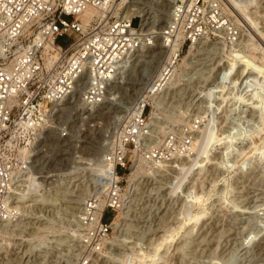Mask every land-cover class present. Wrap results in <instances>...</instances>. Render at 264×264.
Masks as SVG:
<instances>
[{
  "label": "rangeland",
  "instance_id": "1",
  "mask_svg": "<svg viewBox=\"0 0 264 264\" xmlns=\"http://www.w3.org/2000/svg\"><path fill=\"white\" fill-rule=\"evenodd\" d=\"M154 1L151 9L163 13ZM229 8L225 7L240 26L237 38L184 49L177 63L185 57V64L168 84L172 102L150 112L149 120L157 122L150 125L159 138L169 128L198 119L191 151L164 163L144 160L146 172L128 179L140 155L135 158L123 181L128 202L112 220L117 217L99 251L81 249L75 218L83 191L74 181L65 187L45 183L35 192L37 197H21L19 201L31 196L37 201L18 202L33 204L31 212L0 222L3 227L13 220L10 237L16 238L11 241L13 249L9 239L0 240V264H245L248 249L253 264H264V0H252L242 13L235 6ZM147 12L143 18L150 22L153 13ZM146 22L145 28L151 25ZM154 22L161 25L156 17ZM71 39L65 35L58 41L67 44ZM155 47L141 50L149 53ZM169 49H163L165 59ZM116 93L98 106L103 120L120 116L121 106L136 99ZM100 132L94 128L86 137L82 133L80 144L89 141L94 146ZM69 164L68 154L56 153L47 165L59 168L46 171ZM41 196L46 204H40ZM113 213L107 208L104 215L110 218Z\"/></svg>",
  "mask_w": 264,
  "mask_h": 264
},
{
  "label": "built area",
  "instance_id": "2",
  "mask_svg": "<svg viewBox=\"0 0 264 264\" xmlns=\"http://www.w3.org/2000/svg\"><path fill=\"white\" fill-rule=\"evenodd\" d=\"M112 2L0 0V221L15 220L11 207L45 183L65 187L74 181L83 191L75 218L82 250L103 248L113 218L128 202L123 181L137 156L164 163L191 150L198 119L167 129L161 138L152 126L157 122L149 123L152 109L173 100L166 84L181 52L202 40L231 41L240 32L222 0H172L159 29L145 28L142 15H113ZM89 7L107 14L84 22L80 14ZM65 35L72 39L61 44L58 38ZM171 39L180 45L143 95L121 106L124 115L100 118L98 106L133 55ZM94 128L101 132L94 149L86 150L80 135ZM56 153L68 154L71 164L49 172L59 168L47 165ZM39 201L46 204L43 196ZM107 208L114 210L110 218ZM248 253L245 264L255 263Z\"/></svg>",
  "mask_w": 264,
  "mask_h": 264
},
{
  "label": "bare ground",
  "instance_id": "3",
  "mask_svg": "<svg viewBox=\"0 0 264 264\" xmlns=\"http://www.w3.org/2000/svg\"><path fill=\"white\" fill-rule=\"evenodd\" d=\"M136 1L140 2L141 7H139L137 5H133L134 3L131 2L130 0H113V2L111 4V8H110L111 13L114 14V15H119L120 12L122 11V13H130L131 15H135V16L136 15L144 16V15L148 14L147 10H149L150 12L153 13V15L149 16V17H151L150 22L148 21V18L145 17V20H147L146 23L148 25H150V23H151V25L148 26L147 28L155 26L158 29V27H162L163 26V24L165 23V21H166V19L168 17V12H169L172 0H157V1H154V0H136ZM153 1L158 3L156 5V7L160 8V10H163L164 11L163 13H155V12H158L159 10L157 11V10H152L151 9L152 6H150L149 4H152ZM222 1L224 3L225 7H227V8L231 7V5H232V7L235 6L236 7L235 11L238 10L239 11L238 13H240V12L242 13V11H243L242 9L246 8L247 5L252 3V0L245 1L246 3H244L241 0H239V1L238 0H222ZM229 3H231V4H229ZM242 3H244L243 4L244 6L242 5ZM229 10H230V8H229ZM106 14L107 13H105L104 10H102V9L89 7L87 9H85L80 14V16H81V18L83 19L84 22H88L90 19L94 18L96 15L97 16H104ZM121 14H120V16H121ZM239 15H241V14H239ZM154 17L158 18L159 23L161 24V25L159 24L160 26L157 27V25L155 24L156 22H154ZM237 36L235 38H237ZM204 41H208V40L198 41L197 43H193V44L189 45V47L193 46V45H197V44H199V42L202 43ZM155 45H156V47L152 48L149 51V53L142 52V50H141L142 48H147V47H142L141 49H139L133 55L132 63H130L128 68L126 67L124 70H121V72L117 75L116 82H115L117 84H113L112 87L109 88L108 92L105 95L104 102L107 101V100H110L112 97L109 98V95L113 94L114 92H117L116 94H119L120 96L122 95V96H127V97H128L129 94H132V95L136 96V99L139 98L140 96H142L146 85H148V83L152 79H154L155 76H157L159 74V71L161 70L162 65H164V63H165V60H166L165 56H167V55H166L165 52L163 53L164 55H162L163 49L165 50L166 48H168V46H170L169 52L170 53L171 52H175L177 50L178 46L180 45V41L175 40V39H171V41H169L168 43H164L161 40H157V41H155V44L152 45V46H155ZM157 47L160 48V49H158ZM189 47L187 48V50L189 49ZM146 57H148V59H146ZM181 60L182 61H181L180 64H178L176 62V64L172 68V75H171V77L169 78V80L167 81V84H166V88L169 91H170V89L168 88L169 82L172 80V78L174 80V77L177 76V73L180 70V68H182V66L185 64V57L182 58ZM174 71H175V76L173 77ZM143 80H145V82H143ZM174 82H171L170 84L173 85ZM124 84H127V85L124 86ZM136 99L134 100V102L131 105H133L136 102ZM152 99H155V96H153ZM119 110L124 112L121 109H119ZM152 110H154V109H152ZM116 113H118V112H116ZM149 116H150V113H149ZM151 123H153V122H151ZM85 136H86V134H85ZM90 145L91 144H89V141L85 144L86 150L94 149V146L93 145L90 146ZM190 147H191V145H190ZM190 151H188V152H190ZM178 155H180V154H178ZM183 155H185V154H183ZM138 159H139L138 162L134 166L132 165L133 167L131 168V172L129 170L130 174L128 175V179L132 178L133 176H136L139 172H146V168H144V165H147V162H145L146 160L142 156L138 157ZM45 171H46V168H45ZM126 178H127V174H126ZM35 180H37V179H34V181ZM262 192L264 193L263 189H262ZM262 192L260 194H262ZM38 195L39 194H37V195L35 194V197H37ZM31 197L30 198H26L24 200H21L20 202H22V203L24 202L25 203V202H28V201H37L36 199H33ZM34 204H36V203H34ZM12 208H15L14 210H16L15 211L16 212V216L20 217V216L24 215L25 213H27V214L30 213L31 212L30 208H33V204H28V205H18L17 204V206L15 205V207H12ZM27 214H26L25 217L33 218L32 216H28ZM116 220H117V217L115 218L114 222H112V224H115ZM11 221H13V220H10L6 224H4L3 227H1L3 224L0 225V240L8 241L7 239H9L10 242H7V244L10 245L11 249H13V245H15V244H14V242H11V241L16 239V238L10 237V235H12L13 232H14L12 229L9 228V225L11 224ZM230 234H233V233L231 232ZM3 237H5L7 239H4ZM231 240H233V239H231Z\"/></svg>",
  "mask_w": 264,
  "mask_h": 264
}]
</instances>
